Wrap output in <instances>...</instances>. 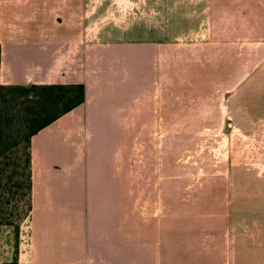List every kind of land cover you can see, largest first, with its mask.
<instances>
[{
	"label": "crops",
	"instance_id": "obj_1",
	"mask_svg": "<svg viewBox=\"0 0 264 264\" xmlns=\"http://www.w3.org/2000/svg\"><path fill=\"white\" fill-rule=\"evenodd\" d=\"M253 1L263 19L264 0ZM114 2L110 10L103 0H0V83L85 87L83 103L31 137V207L17 236L0 224V264L14 257L17 264H153L152 239L166 234L171 245V213L144 219L134 208L132 141L140 121L155 114L161 45L196 32L234 1ZM171 22L184 28L137 39L142 24ZM164 172L162 191L150 184L152 201L169 194Z\"/></svg>",
	"mask_w": 264,
	"mask_h": 264
},
{
	"label": "rangeland",
	"instance_id": "obj_2",
	"mask_svg": "<svg viewBox=\"0 0 264 264\" xmlns=\"http://www.w3.org/2000/svg\"><path fill=\"white\" fill-rule=\"evenodd\" d=\"M113 1L103 0L110 10ZM233 1L155 57V114L140 121L129 161L138 216L171 213V245L166 234L152 239L153 264H264V18L255 1ZM142 25L134 32L140 41L184 28ZM162 166L169 194L152 201ZM20 192L14 212L27 207Z\"/></svg>",
	"mask_w": 264,
	"mask_h": 264
},
{
	"label": "trees",
	"instance_id": "obj_3",
	"mask_svg": "<svg viewBox=\"0 0 264 264\" xmlns=\"http://www.w3.org/2000/svg\"><path fill=\"white\" fill-rule=\"evenodd\" d=\"M84 100L83 83H0V224L12 225L16 236L20 220L31 207V137ZM21 151L23 158L17 156ZM18 191L19 199H26L22 212H14L18 203L13 197ZM11 204L14 209L8 211ZM2 264H17V257Z\"/></svg>",
	"mask_w": 264,
	"mask_h": 264
}]
</instances>
